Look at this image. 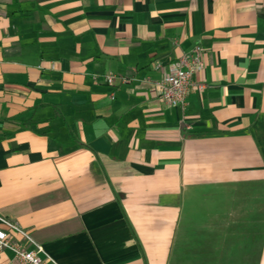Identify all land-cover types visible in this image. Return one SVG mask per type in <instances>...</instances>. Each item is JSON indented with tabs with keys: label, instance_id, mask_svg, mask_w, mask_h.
Masks as SVG:
<instances>
[{
	"label": "crops",
	"instance_id": "1",
	"mask_svg": "<svg viewBox=\"0 0 264 264\" xmlns=\"http://www.w3.org/2000/svg\"><path fill=\"white\" fill-rule=\"evenodd\" d=\"M0 216L58 264H264V0H0Z\"/></svg>",
	"mask_w": 264,
	"mask_h": 264
},
{
	"label": "built area",
	"instance_id": "2",
	"mask_svg": "<svg viewBox=\"0 0 264 264\" xmlns=\"http://www.w3.org/2000/svg\"><path fill=\"white\" fill-rule=\"evenodd\" d=\"M202 47L195 45L189 52L183 53L168 64V72L161 80L153 83V90L157 97L168 107L183 109L186 97L193 89L201 91L204 84L195 82L193 75L201 72L204 67L202 59ZM155 63L153 67L159 68ZM125 83V77H117L114 73L108 72L103 80L109 86H115L116 79ZM0 222L6 229H0V252L9 250L13 259L22 264H58L47 256L42 247L35 243L28 233L14 220L0 216ZM20 237L27 246H21L12 240V236ZM7 264H11L10 262Z\"/></svg>",
	"mask_w": 264,
	"mask_h": 264
}]
</instances>
